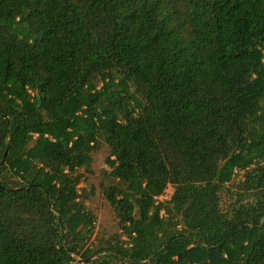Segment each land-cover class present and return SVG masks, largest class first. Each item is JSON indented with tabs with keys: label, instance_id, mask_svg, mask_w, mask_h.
I'll use <instances>...</instances> for the list:
<instances>
[{
	"label": "trees",
	"instance_id": "trees-1",
	"mask_svg": "<svg viewBox=\"0 0 264 264\" xmlns=\"http://www.w3.org/2000/svg\"><path fill=\"white\" fill-rule=\"evenodd\" d=\"M0 264H264V0H0Z\"/></svg>",
	"mask_w": 264,
	"mask_h": 264
},
{
	"label": "rangeland",
	"instance_id": "rangeland-1",
	"mask_svg": "<svg viewBox=\"0 0 264 264\" xmlns=\"http://www.w3.org/2000/svg\"><path fill=\"white\" fill-rule=\"evenodd\" d=\"M100 168L103 169L104 166H101ZM78 190H79V192L81 193V198H82V197H88V189L85 187V185L81 184V185L78 187ZM172 193H173V188H172L171 186H169V187L167 188L165 194L161 197V200L169 199L170 196L172 195ZM86 204H87L88 206H92V205H90L89 201H87V200H86ZM96 209H97L98 211H100V210H101V206L98 205V206L96 207ZM101 228H102V226H101L100 221H97V230H98V229H101Z\"/></svg>",
	"mask_w": 264,
	"mask_h": 264
}]
</instances>
